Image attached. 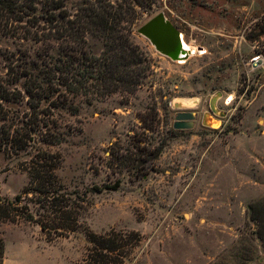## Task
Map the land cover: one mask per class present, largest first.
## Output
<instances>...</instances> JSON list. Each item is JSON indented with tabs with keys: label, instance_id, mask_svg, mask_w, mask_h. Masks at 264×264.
I'll return each mask as SVG.
<instances>
[{
	"label": "rangeland",
	"instance_id": "rangeland-1",
	"mask_svg": "<svg viewBox=\"0 0 264 264\" xmlns=\"http://www.w3.org/2000/svg\"><path fill=\"white\" fill-rule=\"evenodd\" d=\"M65 1L74 13L79 0ZM111 1L136 8L125 24L151 70L133 94H82L54 108L59 141L24 133L28 147L0 149V193L21 195L24 213L0 223L7 264H264L251 209L264 200V0ZM159 13L186 57L139 32ZM23 35L0 32V90L21 91L16 71L42 49ZM86 40L90 53L104 49L102 38ZM180 111L197 114L191 128H174ZM30 116L23 96L0 98L2 127Z\"/></svg>",
	"mask_w": 264,
	"mask_h": 264
},
{
	"label": "trees",
	"instance_id": "trees-1",
	"mask_svg": "<svg viewBox=\"0 0 264 264\" xmlns=\"http://www.w3.org/2000/svg\"><path fill=\"white\" fill-rule=\"evenodd\" d=\"M127 8L136 11L134 6L111 0H79L74 13L68 10L65 0H0V32L23 33V39L42 48L36 51V57L25 58L30 61L28 66L22 65L23 70L16 71L14 84L24 79L23 89L0 90V98L5 101L23 96L32 115L28 122L23 120L21 128L0 125V149L7 145L25 149L35 134L44 142L59 141L56 133H51L52 126L56 127L52 120L54 108L67 104L73 96L133 94L138 90L152 63L126 27ZM88 33L104 40L100 54L87 50ZM24 133L28 141L22 138ZM163 149L164 144L155 148L154 159ZM21 197L11 199L0 193V223L18 222L24 217L18 206ZM251 209L264 239V200L252 204ZM25 218L31 220L30 216ZM107 249L115 250L112 246ZM5 255L6 241L0 234V264H4Z\"/></svg>",
	"mask_w": 264,
	"mask_h": 264
},
{
	"label": "water",
	"instance_id": "water-1",
	"mask_svg": "<svg viewBox=\"0 0 264 264\" xmlns=\"http://www.w3.org/2000/svg\"><path fill=\"white\" fill-rule=\"evenodd\" d=\"M139 32L148 37L159 51L175 60L184 58L188 54L179 29L165 17L164 13H159L144 23L139 28ZM212 110L217 111L214 101ZM208 116L209 114L206 113L204 118ZM196 118L197 114L193 111H180L175 117L173 126L176 129L191 128Z\"/></svg>",
	"mask_w": 264,
	"mask_h": 264
},
{
	"label": "crops",
	"instance_id": "crops-1",
	"mask_svg": "<svg viewBox=\"0 0 264 264\" xmlns=\"http://www.w3.org/2000/svg\"><path fill=\"white\" fill-rule=\"evenodd\" d=\"M6 252H7V246H6ZM4 264H7V256L5 255Z\"/></svg>",
	"mask_w": 264,
	"mask_h": 264
},
{
	"label": "bare ground",
	"instance_id": "bare-ground-1",
	"mask_svg": "<svg viewBox=\"0 0 264 264\" xmlns=\"http://www.w3.org/2000/svg\"><path fill=\"white\" fill-rule=\"evenodd\" d=\"M184 45H185V47L187 46L186 43H185V41H184ZM189 47H190V46H189ZM189 47H187V48H189ZM188 50H189V49H188ZM191 51H192V50H191ZM190 102H191V101H190ZM218 123H219V122H218ZM214 125H215V123H214Z\"/></svg>",
	"mask_w": 264,
	"mask_h": 264
}]
</instances>
